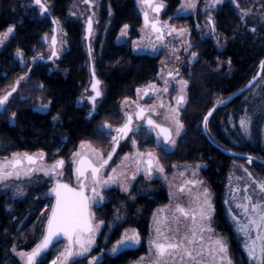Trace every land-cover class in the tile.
Returning a JSON list of instances; mask_svg holds the SVG:
<instances>
[{
  "label": "trees",
  "instance_id": "1",
  "mask_svg": "<svg viewBox=\"0 0 264 264\" xmlns=\"http://www.w3.org/2000/svg\"><path fill=\"white\" fill-rule=\"evenodd\" d=\"M48 1L50 15H41L30 0H0V34L10 26L14 27V32L0 43V91L12 84L16 77L26 74L29 62L38 57L23 89H30L29 94H32L37 92L34 88L39 87L38 92L50 101L48 111L35 109L28 101H13L11 112L16 115L12 120L9 113L0 112V157L14 152H43L44 158L51 162L68 158L82 141L105 145L108 139L99 125L112 118L115 104L131 97L136 88L156 77L160 69L159 58L138 55L132 47V41L138 38L142 26L136 0H99L98 34L91 55L84 48L81 22L68 15L73 0ZM162 1L165 18L172 17L174 24L194 27L196 20L192 17H174L181 0ZM212 13L217 34L228 43L218 50L212 40L202 39L197 34L192 37L197 56L191 68H186L183 74L189 81L188 112L194 116L193 120L196 116L205 117L218 101L229 98L250 83L264 60V27L254 21L245 23L237 6L229 1ZM204 18L199 13L197 21L202 22ZM52 19L65 31L68 47L54 71L51 62L41 59V56L46 57L45 38L53 29ZM125 24L129 29L128 39L118 43ZM17 50L23 55L18 56ZM89 56L97 75L105 81L107 92L104 104L91 119L87 118L85 109L77 105L88 81ZM22 60H26L25 64ZM248 92L218 106L208 118L209 129L202 130L198 121L188 124L174 151L166 155L170 162L205 164L202 175L214 192L215 228L228 238L236 264H252V260L230 212L227 179L231 163L233 160L243 161L245 154L251 155L255 157L251 169L264 178L261 137L264 95L249 104L252 108L249 139L240 135L237 125L238 118L245 111L244 99ZM54 116L59 118L53 120ZM147 186L141 180L128 195L110 194L109 201L97 209L107 225L97 244V252L113 245L127 227L135 228L143 241L137 250L108 256L99 264H130L145 253L151 216L158 206L168 201L166 189L160 181L150 183L145 194L141 189ZM39 191L31 189L23 198L0 192V264H18L9 256L11 236L15 233L24 241L25 249L31 250L45 232L53 201L49 198L38 202ZM120 208L124 220L108 227L114 222L116 209ZM23 221L25 223L18 229ZM49 250L39 258L46 260V264H50L53 258V252Z\"/></svg>",
  "mask_w": 264,
  "mask_h": 264
},
{
  "label": "snow or ice",
  "instance_id": "2",
  "mask_svg": "<svg viewBox=\"0 0 264 264\" xmlns=\"http://www.w3.org/2000/svg\"><path fill=\"white\" fill-rule=\"evenodd\" d=\"M35 4L39 6L41 12H47V6L42 3V0H34ZM85 3H91V0H84ZM142 2L153 7L152 0H142ZM221 0H212V4H219ZM196 5L194 0H188L184 5L186 8H194ZM211 6V5H210ZM162 5L154 6V10L159 12ZM239 7V5H237ZM246 10H241V18L247 15ZM144 23L146 27H150L152 33H155L157 40H163L164 29L168 28V34L171 35L174 31L184 32L185 29L177 30L170 28L166 23L163 27L160 26L159 20L149 21L148 13H144ZM209 24L212 31H215V24L209 18ZM88 32L92 31L91 18L87 21ZM128 25H124L126 30ZM255 31V29H252ZM14 32V27H8L7 31L0 34V43L9 34ZM124 30L121 31V35H125ZM151 39V36L148 37ZM219 42V41H218ZM53 50L51 57L57 56L55 50L56 38H52ZM191 45L189 44V47ZM154 48V45H153ZM17 55L22 56L23 53L17 50ZM197 53L192 52L191 57L196 58ZM50 57V58H51ZM43 57L41 56V59ZM179 59V57H177ZM230 63V61H229ZM261 68L264 69V62L261 63ZM178 75V70H176ZM169 77L173 76V72L169 71ZM93 83L91 85L92 91L95 95L89 96L88 99L93 105V111H95V102L97 97L102 95L99 84L100 81L95 79V73L93 72ZM19 81H17L18 85ZM167 81H165L164 92L168 91ZM180 85V94L176 97L177 107L169 106L168 113L165 119L170 120L175 127V136H180L183 123L179 119V105L186 100L185 89L188 82L180 79L177 81ZM155 90L156 86L150 84L148 89L144 91V94H148V90ZM16 90V86L12 87V91ZM141 90L137 89V95L139 96ZM11 92H7L4 96H0V108L7 103L8 97ZM127 102V101H125ZM50 103V101H49ZM223 103V101H218ZM47 104H41V108L46 109ZM159 107H164L161 101ZM137 111L135 116L139 120H145L150 129H157V146L172 145L175 146L176 140L173 138L172 129L164 127L156 123L150 116L146 118L145 113L151 111L156 113V106L151 108H145L136 105ZM158 114V113H156ZM15 113H12V117H15ZM91 115V113H90ZM212 115L210 110L204 117L203 123L205 129L208 127V117ZM125 122L115 129H112L111 125L105 124L103 129H108L105 133L110 135L115 146L119 145L121 139L128 137V134L133 131V114L125 113ZM59 117L54 116L53 120H57ZM251 120L247 115L241 117L240 125L248 130V126ZM143 128V126H138ZM112 131H115V135H111ZM163 135V142L159 140V136ZM132 145H136L135 139L131 141ZM80 149L72 154L70 162L71 166L74 165V175L77 183V187H72L70 184L63 182L60 179L55 181L54 186L50 189V192L55 195V205L51 209L50 215L46 218L47 225L46 230L42 234L39 243L31 249L30 252L17 253L22 259L25 260V264H46V260L41 258L44 253L53 242L57 244L61 242L60 238L67 241L64 245L63 251H61L52 264H82V261L76 258H86L87 254L91 251V246L95 244V235L99 229V225L103 224V221H99V224H93L94 215L89 211L91 203L99 204L103 200L101 190L110 185V183H116L120 177H125V173L121 172L119 175L116 173V169H111L112 175L105 178L101 175L102 170L108 165V162L112 158V153L115 151L113 147L112 152H109L105 158L102 153L92 148L87 142L82 141ZM86 150V151H85ZM163 150V149H162ZM91 154V155H89ZM44 153L39 152L36 154L25 153H12L11 158L5 157L0 159V182L7 181L11 178L19 179L22 175L25 177L30 176L36 171H43L46 176H63V169L65 161L63 159H56L48 167L40 166L36 167L38 161H43ZM130 157L125 155L124 160L128 161ZM248 162L251 163V157L248 158ZM129 166L134 167L135 171L131 176V179L136 178V173L143 171L146 175H151L153 167L157 169L159 173L164 172V167L159 163L158 158L152 152H141L139 150L131 157V164ZM173 167H176L173 165ZM199 166H197L198 168ZM247 172V169H245ZM181 176L184 173H180ZM193 177L197 175L194 169L191 173ZM251 176V173H249ZM202 181L198 179H187L180 186L179 191L184 193L187 189L189 195L192 197V202L195 203V207L184 208L179 204L176 205L174 212L172 213V220L179 224V217L176 213L186 220H190V224L187 230L181 234L179 227L173 228L169 225V217L165 216L156 221L155 238L150 243V251L154 252L151 259L148 260V264H232L231 257L228 255L227 243L222 237L213 236L211 233L214 229L210 225L211 213L214 211L212 208L209 192L207 188H204L202 192L192 194L191 188L200 185ZM191 186V187H189ZM121 187L123 191H129L127 183L121 181ZM261 197L264 198V182L258 184ZM19 191V189H17ZM90 191L91 196L86 195V192ZM239 191V189H237ZM247 192V187L244 189ZM201 196L203 200L201 201ZM99 197V199H96ZM247 203H238L237 207L242 209L243 220L241 223L237 217L233 216L234 221L238 225V231L245 237L244 247L248 252L251 259L257 262V264H264V202L257 200L254 201L252 196L246 195L243 197ZM163 211V210H161ZM155 219V217H154ZM209 234L207 237L205 234ZM253 233L255 236L253 237ZM139 243V234L133 230V234L129 235L127 232L124 234L121 240L116 242L111 249L113 253H116L120 246H131L132 244ZM16 251L15 248L12 249ZM144 260L145 258H141ZM88 264H97V258L92 257Z\"/></svg>",
  "mask_w": 264,
  "mask_h": 264
},
{
  "label": "rangeland",
  "instance_id": "3",
  "mask_svg": "<svg viewBox=\"0 0 264 264\" xmlns=\"http://www.w3.org/2000/svg\"><path fill=\"white\" fill-rule=\"evenodd\" d=\"M30 1L32 4V0H30ZM42 1L47 5V7L50 10V2L48 0H42ZM138 1H139L140 9H143V11H146L145 7L143 6L142 0H138ZM226 1H229L236 6L239 5V7H237V8H238V12H239L240 16H241V10L247 11L248 14L242 18L245 23H247L248 21H254V22H256V24L258 26L264 27V0H221V3H219V4H212V0H194V3L196 5L194 8L184 7V5L188 2V0H181V4H180L178 10L175 12L174 17H178V16L186 17V18L192 17L194 19V21L195 20L196 21H195L194 27L192 28L186 24H180V25L174 24V23H172V19H173L172 17H167L165 19V16H164L165 20L163 19V21H164L163 26L166 23L170 28H175L177 30L185 29L184 32L174 31L171 33V35H169L168 34V28H165L164 32H165V35L167 37V43H168L167 44V60H168V58H171V59L176 58L177 59V57H179V59H177L178 61L176 60L177 64H179L181 67L184 66V70L188 67L191 68L192 64L195 61V58L191 57V53L196 52L194 50V45H193V40H192V37L194 34L199 35L202 39L212 40L215 47L218 50H222L227 45L228 42L226 39L221 38L217 34L216 29H215V31H212L210 24H209V18H211V20L213 22H215L214 21V15H213L212 11L216 10V8L218 6H220L221 4H223ZM156 2L164 5L162 0H156ZM99 6H100L99 0H91V3H85L84 0H73L70 7H69V10H68V15L71 18H73L77 21H80L82 24V32H83V36H84L83 42H84L85 50L87 48L85 46L87 43L86 39H85V28H86L87 21L89 18H91L92 25H93V32H92L90 48H92V44L95 41L97 34H98L97 24H98V20H99V8H100ZM38 10H39V12L41 11L39 7H38ZM147 11L149 12V15H155L152 13L151 9H148ZM163 12H164V10L162 11L161 15H164ZM199 13H200V15H202V16L204 15V17H205L202 22H199V20L197 21ZM44 15H48V14H44ZM151 19H153V18H151ZM56 25H57V52L59 54V57L54 58L53 61H51V70L52 71L58 69L59 58H61V56L68 49L65 31L63 30L62 26L58 22L56 23ZM122 30H124L126 32L125 35H121ZM122 30L120 31V34L118 37V43L126 42L128 39L129 29L127 28L125 30L123 27ZM138 32H139V36L137 39L132 41V47H133V49L138 48L137 51H135V52L138 54H141L145 51L144 49L146 46L152 44V40L156 37V35H155V33H152L150 27L145 26L143 21H142V26L139 28ZM11 34H9L6 38H4L3 41H5ZM149 36H151V39L148 38ZM52 38H53V29H52L51 33H49L45 38L46 57H43L44 59H48L51 55ZM189 44L191 45L190 47H189ZM37 59H38V57L29 62L26 74H23L19 77H16V80L12 84H10L5 90L0 91V96H4L7 92L11 91L12 87L16 86L17 81H19V83L16 87V90L9 97L7 103L3 106V110L1 111V113H5V112L7 114L9 113L11 120L13 119L12 112H11V105L13 104V101H16V100L17 101L18 100L19 101H28L31 103L33 108L40 109L42 111H48V109H49V101H47L45 99L42 92H38L37 88H39V87L34 88L35 91H37V92L32 91L33 92L32 94H29L30 89H27V91H24L25 88L23 89V86L28 81V79H27L28 73H30L32 66L37 62L36 61ZM21 62H22V64H25L26 60H22ZM260 67L257 69V71L254 75L255 77L257 76V74L260 70ZM170 68H172V67H170ZM88 70H90V67H88ZM89 74H90V72H89ZM255 77H253V79ZM181 79L186 80L188 82V84H187V88L185 89V97H186L185 103L179 105V119L184 125V128L182 129L180 136H175L174 125L172 124V122L170 120L165 119V116L168 113L169 106L177 107L176 97L180 94V91H179L180 85H178L177 82H176V84L178 86V89L175 91V95L173 97H171L166 102L164 107L159 109V113L156 117L159 122L167 125L169 128L172 129L173 138L176 140V144H175V146L171 145V148H167L168 150H171V151H174V149L178 145L180 138L186 132L188 124H191V122H194V121L200 122L201 123L200 124L201 129L203 130L204 117L200 116L197 118V116H196V118L193 120L192 118L194 116H192V113L188 112L189 81L186 79L184 74L182 75ZM253 87H254L253 90L250 91V89H251L250 88L248 90L249 92L247 91L248 94L244 99V102L246 104L245 111L238 118V123H237L240 135L242 137H245L246 139H249L251 137L250 132H251V124H252V111H251L252 108H250L251 106H249V104L254 103L257 98L262 97L264 95V70H263L259 80L256 82V84ZM83 92L84 93H82L81 97L83 98V100H86L87 95H89V93H88L89 89L87 88ZM247 92H245V93H247ZM41 104H47L48 106L46 109H44V108H41ZM122 112L124 113L123 110H122ZM246 115L248 117H250V120H251L247 131H245V129L243 127H241V125H240L241 117H244ZM105 124L111 125L112 129H114L116 122L114 123V122H110V121L109 122L105 121V123H103L101 125V127ZM208 127H209V125H208ZM104 130L108 131V129H104ZM261 137H262V141L264 143V120H263V123L261 126ZM133 139H135L136 145L133 146L132 143L130 142V150L123 155L117 156L113 160L112 165L109 166V169H106L107 170L106 174H105L106 178H107V176L112 175L111 169H113V168L116 169L117 175H119L121 172H124L125 177H120V179H118V181L116 183H110V185L104 189L116 187V188H119L121 190V192L127 194L130 192L131 188L133 187V185L137 181L136 178L138 176H143L145 183L148 185L146 188L142 187V189H141V190H143V193H145V194L148 193L149 184L151 182H153L154 180H158V179H159L158 181H160L161 185L166 189L167 195H168V201L165 204L158 206L154 210V212L151 216V219H150L149 234H148V237H147L146 242H145V248H146L145 253L143 255L139 256V258H137L135 261L130 263V264H148V260L151 259L154 255V252L150 251V243L149 242L155 238V227H156V221L157 220H159L165 216L169 217V225L172 226L173 228L178 226L181 234H183L187 230V227L190 224V220H186L185 218L180 216L179 213H176V215L179 217V224L177 225V223L172 220V213L174 212L177 204H179L180 206H182L186 209L195 207V203L192 202V197L189 195L187 189L185 190L184 193H181L179 191V188L184 183V181L187 179H198V180L202 181V183L200 185H197V186L191 188L192 194L194 195L197 192H202V190L204 188H207V190L210 194L209 199H210V202H211L213 209H214V195H213V192H212L209 184L207 183V181L202 176V170L205 168V164L200 163V162L199 163H182V162L180 163V162H176V161L170 162V160H167L166 155L159 154V153L154 152L148 148L146 150H144L142 145H141V137L136 136V137L132 138L131 141ZM142 139H143V137H142ZM87 143H89V142H87ZM80 144H81V142L74 148L73 153L78 151V150H81ZM89 144L91 145L92 148L96 149L97 151L102 153L104 155V157H106L107 152H105L104 150H102L100 148L98 149L97 147L93 146V145H97V144H93V143H89ZM97 146H99V145H97ZM99 147H101V145ZM137 150H139L141 152H149L150 151V152L154 153V155L158 158L159 163L161 165H163L164 172L159 173L157 171V169L154 167L153 173L150 176L146 175L143 171H141V172H137L135 174L136 178L134 180L131 179V175L135 171V169H134V167L129 166V165L131 164V157L136 153ZM20 153H25V152H20ZM72 154H71V156L69 155V157L65 159L63 176H56V177L46 176V175H44L43 171H36L28 177H25L22 175L19 179L11 178L7 181L0 182V192H10L11 196H13L14 198H21V197L23 198V197L28 195V193L31 191V189L40 190L39 192H41V193L39 194V196L36 197V198H38L37 201L40 202L41 200L51 198L53 201V205H54V195H53V193L50 192V189L54 186L55 181L57 179H60L62 181L68 182V183L70 182V184H72L74 186L77 185L76 180H75V175H73L74 174L73 173V166L74 165L71 166V170H70V162H71ZM11 155L5 156V157L11 158ZM89 155H91V154H89ZM125 155H128L130 157V159L128 161L124 160ZM162 156H164V157H162ZM5 157H0V159H3ZM249 157H251V160H252L251 163L248 162ZM254 159H255V157H252L251 155L245 154L243 161L233 160L231 163V168H230L228 179H227L228 201L231 205L230 212L232 213V216L237 217V219H239L241 221V223L244 222L242 209L238 208L237 204L238 203H247V201L243 200L244 196L250 195V196H252L254 201L260 200V201L264 202V198L261 197V194H260L259 188H258V184L264 182V178L255 174V171L253 169H251L253 162H255ZM52 162L53 161L48 162L45 158H43V161H38V164L36 165V167H40L41 165L44 167H48L52 164ZM173 165H175L176 167H173ZM197 166H199V167L197 168ZM194 169L197 172V175L195 177H193L191 175V173ZM245 169H247V172H245ZM180 173H184V175L181 176ZM249 173H251V176H249ZM121 181L127 183L128 187H129V191H127V192L123 191V189L121 187ZM189 187H191V186H189ZM246 187H247V192L244 191V189ZM17 189H19V191H17ZM237 189H239V191H237ZM102 191H103V189L101 190V195L103 196V200L99 204L91 203V206H95V205L100 206L106 201L107 197L103 194ZM96 199H99V197H97ZM202 200H203V196H201V201ZM161 210H163V211H161ZM50 213H51V211L49 212V215H50ZM92 214L94 215L93 224H99V221L102 220L100 218L101 216L99 215V213H97L98 215L95 213H92ZM98 216H100V217H98ZM154 217H155V219H154ZM214 217H215V210L211 213L210 225L214 229V232L211 233V235L219 236V237L223 238V240L227 243L228 255L231 257L232 264H236L235 260L233 258V255L231 253L229 240L226 236H223L222 234H220L216 230ZM123 220H124V214H123L122 208H120L116 211V214L114 217V222L109 223L108 227L111 228L116 223H120ZM24 223H25V221L21 222L18 226V229ZM235 224H236V228L238 230V225L236 222H235ZM46 225H47V221H46ZM104 228H106V227H105V223L103 221V224L99 225V229L95 235V244L91 246V251L87 254L86 258H76V259L81 260L82 264H88V262L91 260L92 257H96L97 258V264H99V263H101V261H103L104 258H106L108 256L109 257L115 256L119 252H121L123 246H120V248L118 249V251L116 253H113L111 251L112 247L114 245H116L117 241L106 250H101L99 252L96 251L97 244L99 242V239L101 237V233L104 230ZM45 230H46V227H45ZM133 230L136 233H138V231L135 228H132V227L125 228L121 232L119 240H121L123 238V236L126 232L129 235H132ZM239 234L242 236V242L244 245L245 237L243 236V234L241 232H239ZM208 235L209 234H207V233L205 234L206 237ZM254 236H255V233H253V237ZM11 238H12V246L9 249V256L14 258L19 264H25V260L22 259L17 253H19V252H30L31 250L25 249L24 241L22 242V240L19 238V236L16 233L13 236H11ZM66 243H67V241H65L64 239H61L60 244H58L54 247L52 246L50 248V249H53V250H49V251L53 252L52 253V255H53L52 260H54L56 258V256L61 251H63L64 245H66ZM142 243H143V241L139 235V243L133 244V245L138 249L141 247ZM13 248L16 249L15 252L12 251ZM142 257L145 259L142 260L141 259ZM251 260H252V264H257L256 261H254L253 259H251ZM50 264H52V262Z\"/></svg>",
  "mask_w": 264,
  "mask_h": 264
},
{
  "label": "flooded vegetation",
  "instance_id": "4",
  "mask_svg": "<svg viewBox=\"0 0 264 264\" xmlns=\"http://www.w3.org/2000/svg\"><path fill=\"white\" fill-rule=\"evenodd\" d=\"M19 1L20 2H26L27 0H19ZM32 2H33V0H32ZM143 6L145 7L146 11L148 9H151L152 13L155 14V15H149V20L150 21L159 20L161 22L160 23V26L163 27L164 15H161L162 12L160 13V15H157V13L154 11L155 3H153V7H149V6L145 5V4H143ZM138 7H139V11L140 10H143V9H140V5ZM151 18H153V19H151ZM142 21H143V19H142ZM143 23H144V21H143ZM91 38H92V35H91ZM91 38H90L89 44L86 43V46H87L89 55H91V48H90ZM167 44H168L167 43V37H166L165 32H164L163 33V40L162 41L161 40H157L156 37H155L152 40V44L145 47V49H144L145 51L143 53H141V54H148V55H151L152 57H157V58L160 59V69H159V72H158L157 76L154 77L152 80H149L143 86L136 88L135 91H134V93H133V95L131 97L125 99L122 102H118L117 104H115L116 105L115 106L116 108L114 110V113L112 114V118L106 121V122H109L110 121V122H114V123L116 122V124H115V128H116V127L121 126L125 122V120H126L125 113H131V114H133V125H132L133 131L128 134V137L125 138V139H121L119 141V145L118 146H115L113 144V141L111 139V136L110 135H106L105 133L107 131H105L101 127V125L103 123H105V121L102 122L99 125L100 130L104 133L105 137L108 139L107 140V143L105 145L104 144H101V147H99L97 145H93V144L92 145L95 146V147H97L98 149L100 148V149L104 150L105 152H107V155H108L109 152H112L113 147H115V152L113 153L111 160L108 162V165L101 172V175L104 176V177H105V174H106V171H107L106 169H109V166L112 165L113 160L117 156L123 155V154L127 153L130 150V142H131V139L134 138V137H136V136L141 137V145H142V147H143L144 150H146L148 148V149H150V150H152L154 152H157L159 154H164V155H167V153H170L171 152V150H168L167 149V148H171V145L170 144L169 145H166V146L163 145V144H161V146H157V143H156V141H157V135H156V133H157L158 130L157 129H150L149 126L146 124L147 123L146 122V119L145 120H139L135 116V112L137 111V108H136V105L137 104H139L140 106L145 107V108H151L153 106H156V113H159V109L161 108V107H159L160 102L162 101L163 104L165 105L166 102L171 97H173L175 95V91L178 89V86H177L176 82L179 79L182 78V75H183V72H184V66L181 67L179 64H177L176 62L178 60L176 58H172V59L171 58H168V60H167ZM153 45H154V48H153ZM137 49L138 48H135L134 51H137ZM141 54H138V55H141ZM88 67H90V70H88V68H87L88 81H87V85L85 86V88L83 89V91H85L88 88L89 89V92H88L89 95H87V99L86 100H83V98L81 96H82V93H84V92L82 91V93H81V95H80V97L78 99V102H77L78 104L77 105H78V107H83V109H85V111L87 112V118L88 119H91L93 117V115L104 104V101L106 99V93L107 92H106V84H105V81L97 75L91 57H90V60H89V66ZM170 67H172V68H170ZM176 70H178V75H177ZM169 71H172L173 72V76L172 77H169L168 76ZM89 72H90V74H89ZM93 72L95 73V77L97 78V80L100 81L99 89H100V91L102 93V95L100 97H97V99H96V102H95V111H93V105H92L91 101L88 99L89 96L95 95V93L92 91V87H91V85L93 83V80H94V78H93ZM165 81L168 82L167 83V87H168V91L167 92H164L163 91V88L165 87ZM150 84L155 85L156 86V89L155 90H150L149 89L148 90V94L145 95L144 94V91L146 89H148V86ZM137 89H140L141 90L139 96L137 95ZM125 101H127V102H125ZM181 104H183V103H181ZM122 110L124 111V113L122 112ZM90 113H91V115H90ZM156 113H153L151 111H148V112L145 113V116H146V118L150 116L156 123H158V124H160V125H162L164 127H168L167 125L162 124L161 122H159L157 120L156 117H157L158 114H156ZM141 125L143 126L142 129L138 127V126H141ZM115 134H116L115 131H112L111 135H115ZM142 137H143V139H142ZM159 140L161 142H163V135H160L159 136ZM89 143H91V142H89ZM73 151L70 153V156L73 153ZM107 155H106V157H107ZM73 173H74V166H73ZM152 173H153V170H152ZM132 175H133V173H132ZM136 179H137V181L135 182V184L131 188L130 192L127 193V194L121 192V190L119 188H116V187H111V188H108V189H103L102 192L107 197L106 198V201L102 205H100V206H96V205L95 206H91V204H90V212L97 214L98 213L97 212V209L98 208H101L103 205H105L109 201V195L110 194L120 193V194L128 195V194H130L134 190L135 186L141 180L145 183L143 176H138ZM158 180H154V181H158ZM63 182H65V181H63ZM65 183H68V182H65ZM68 184H70V182ZM70 185L72 187H77V185L76 186H74L72 184H70ZM211 190H212V188H211ZM212 192H213V190H212ZM86 195L91 196V192L90 191L86 192ZM213 195H214V192H213ZM214 210H215V202H214ZM116 211H117V209H116ZM98 217H100V216H98ZM214 220H215V217H214ZM103 221H104L105 227H106L107 226L106 225V222H105V220H103ZM103 231H102V233H103ZM102 233H101V235H102ZM60 239H63V238H60ZM56 245H58V244L55 241L53 243V245H51V247L52 246H56ZM135 250H137V248L133 244L131 246H128V247L123 246L121 252H119L117 255H119L120 253H123V252L135 251ZM45 253L46 252H44L42 254V256ZM117 255H115V256H117ZM111 257H114V256H111Z\"/></svg>",
  "mask_w": 264,
  "mask_h": 264
},
{
  "label": "water",
  "instance_id": "5",
  "mask_svg": "<svg viewBox=\"0 0 264 264\" xmlns=\"http://www.w3.org/2000/svg\"><path fill=\"white\" fill-rule=\"evenodd\" d=\"M152 2L153 3H155V6L156 5H162V7L160 8V11L159 12H157V11H155L156 13H157V15H160V13L164 10V5L163 4H158V3H156V0H152ZM42 3H44L43 1H42ZM143 3V2H142ZM45 4V3H44ZM144 4V3H143ZM46 5V4H45ZM136 5L137 6H139V1L138 0H136ZM32 6H34V7H39L38 5H36L35 4V2H34V0H33V2H32ZM47 6V5H46ZM48 8V7H47ZM145 12H147V11H143V10H140V13H141V16H142V19H143V21H144V13ZM148 13V12H147ZM40 14L41 15H44V14H49L50 15V10H49V8H48V11L47 12H41L40 11ZM148 18H149V13H148ZM52 21L54 22V20L52 19ZM150 21V20H149ZM150 22H152V21H150ZM92 32H93V25H92V31H91V33H89L88 32V25H86V28H85V39H86V42H87V44H89V41H90V38H91V35H92ZM53 37H55L56 38V45H55V50L57 51V25H56V23L54 22V26H53ZM51 45H52V50H53V44H52V41H51ZM50 57H51V55H50ZM48 58V59H42L44 62H51V61H53V59L54 58H58L59 57V54H58V52H57V56H55V57H51V58ZM263 62H264V60H263ZM263 70L264 69H262L261 67H260V70H259V72H258V74H257V76L250 82V83H248L246 86H244L242 89H240L239 91H237L236 93H234L233 95H231L229 98H227V99H225V100H223V103H218L213 109H212V113L214 112V110L218 107V106H220V105H222V104H224L226 101H228V100H231V99H233V98H235V97H237V96H239V95H242V94H244L245 92H247L250 88H252L255 84H256V82L259 80V78H260V76H261V74H262V72H263ZM95 79H97L96 77H95ZM16 87H17V84H16ZM9 92H11V95L14 93V91H9ZM10 95V96H11ZM9 96V97H10ZM9 97H8V99H9ZM3 110V108H0V112ZM210 117V116H209ZM208 117V118H209ZM147 124V123H146ZM203 129H204V131H205V127H204V123H203ZM115 152V151H114ZM113 152V153H114ZM113 153H112V155H113ZM243 156H245V155H243ZM54 205H55V195H54ZM53 205V206H54ZM89 211H90V208H89ZM55 242V241H54ZM53 242V243H54ZM51 247V246H50ZM49 247V248H50ZM48 248V249H49ZM47 249V250H48ZM46 250V251H47ZM45 251V252H46ZM43 254V253H42Z\"/></svg>",
  "mask_w": 264,
  "mask_h": 264
}]
</instances>
